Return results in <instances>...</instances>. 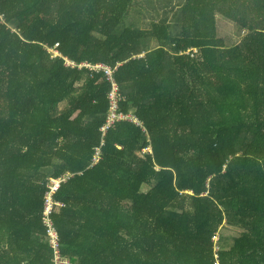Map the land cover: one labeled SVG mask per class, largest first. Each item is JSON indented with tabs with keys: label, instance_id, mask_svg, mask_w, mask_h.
Returning a JSON list of instances; mask_svg holds the SVG:
<instances>
[{
	"label": "trees",
	"instance_id": "trees-1",
	"mask_svg": "<svg viewBox=\"0 0 264 264\" xmlns=\"http://www.w3.org/2000/svg\"><path fill=\"white\" fill-rule=\"evenodd\" d=\"M50 179L69 264H264V0H0V264H56Z\"/></svg>",
	"mask_w": 264,
	"mask_h": 264
},
{
	"label": "built area",
	"instance_id": "built-area-1",
	"mask_svg": "<svg viewBox=\"0 0 264 264\" xmlns=\"http://www.w3.org/2000/svg\"><path fill=\"white\" fill-rule=\"evenodd\" d=\"M49 51L53 53L54 56H61L64 57L63 54L59 50V43L56 44L54 48H49ZM66 60V64L70 67H82L86 66L91 71H103L107 79L111 82V90L109 92V99H110V107L109 112L107 115V119L105 122V125L101 128V131L105 134L111 127H113L117 122L120 121H126L133 123L134 125L142 128L141 123L139 120L130 114H123L119 111V101H120V95L118 93V86L115 80L113 79V73L114 68H111L107 65H104L102 63H95V64H88V63H81L77 64L75 61H72L71 59L64 57ZM101 155V150L96 149V153L94 156V163H98L99 158ZM63 179H50V183L48 184V190L45 194L44 199V216H43V222L47 226V235L50 242V245L55 250V262L56 264H69V261L65 258H62L61 256V247H60V239L57 229L54 226L52 215L54 210L60 206H63L64 204L58 203L55 200V195L57 194L58 190L61 187Z\"/></svg>",
	"mask_w": 264,
	"mask_h": 264
},
{
	"label": "rangeland",
	"instance_id": "rangeland-1",
	"mask_svg": "<svg viewBox=\"0 0 264 264\" xmlns=\"http://www.w3.org/2000/svg\"><path fill=\"white\" fill-rule=\"evenodd\" d=\"M144 0H139V4L141 2H143ZM144 9H146V7H144ZM143 9V14L144 17H142V25L147 24V22L149 23L150 20L149 18H147V12H144ZM217 23L219 24V31H218V35L221 36L222 38H224L225 42L230 45L231 42H235V38L237 36H239V34L241 33L240 29L237 28L234 24L226 21V20H218L217 19ZM227 244L226 246H230V241H226Z\"/></svg>",
	"mask_w": 264,
	"mask_h": 264
}]
</instances>
